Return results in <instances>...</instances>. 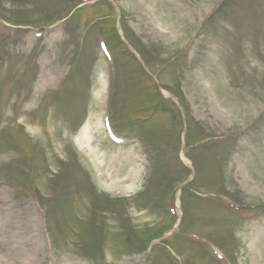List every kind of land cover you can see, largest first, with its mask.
I'll return each instance as SVG.
<instances>
[{
  "label": "rangeland",
  "instance_id": "374dc122",
  "mask_svg": "<svg viewBox=\"0 0 264 264\" xmlns=\"http://www.w3.org/2000/svg\"><path fill=\"white\" fill-rule=\"evenodd\" d=\"M0 264H264V0H0Z\"/></svg>",
  "mask_w": 264,
  "mask_h": 264
},
{
  "label": "bare ground",
  "instance_id": "6f19581e",
  "mask_svg": "<svg viewBox=\"0 0 264 264\" xmlns=\"http://www.w3.org/2000/svg\"><path fill=\"white\" fill-rule=\"evenodd\" d=\"M25 42L29 44L28 39H26ZM96 130L99 131L98 126H96ZM92 134H94V128L92 127L91 121L89 120L88 123L78 133L76 141L78 149L82 154L89 157L94 164L96 161V168L99 170V174L101 175L100 177H102L104 180H108L111 185L120 187L121 190H129L128 188H126L125 184L129 182H135V178L134 180L132 178L133 173H127L128 176H126L125 178L122 177L124 175H127L125 172V162L118 156L111 158L100 155V153L95 150L94 140H92L90 137V135ZM99 159H106L107 165H110L111 167L107 168L105 166H101V164L98 163ZM30 217L32 219L31 234L32 238L34 239V247L40 251L44 247V239L42 233L40 232L39 219L34 212L32 213V215L30 214ZM5 223H7V225H10L9 222Z\"/></svg>",
  "mask_w": 264,
  "mask_h": 264
}]
</instances>
